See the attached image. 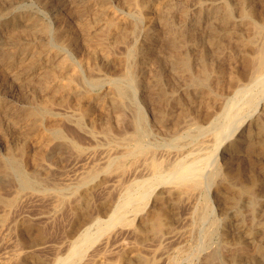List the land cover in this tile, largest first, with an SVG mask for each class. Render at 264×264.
I'll return each instance as SVG.
<instances>
[{
	"label": "bare ground",
	"instance_id": "obj_1",
	"mask_svg": "<svg viewBox=\"0 0 264 264\" xmlns=\"http://www.w3.org/2000/svg\"><path fill=\"white\" fill-rule=\"evenodd\" d=\"M25 1L0 0V234L21 263L264 264V0H37L55 27ZM65 216L85 227L54 244Z\"/></svg>",
	"mask_w": 264,
	"mask_h": 264
},
{
	"label": "rangeland",
	"instance_id": "obj_2",
	"mask_svg": "<svg viewBox=\"0 0 264 264\" xmlns=\"http://www.w3.org/2000/svg\"><path fill=\"white\" fill-rule=\"evenodd\" d=\"M32 1V2H31ZM61 1H63V0H61ZM47 2H49V0L47 1ZM26 3H27V6H26ZM32 4V6L31 5H29V4ZM39 3V4H38ZM46 2H39V1H37V0H26L25 1V3H24V9L25 10H29V11H31V12H33V13H35V14H37L38 15V18H40L42 21H45V23H48L49 24V22H51V23H54V24H49L50 26L52 25L53 27H55V26H57V22H56V20L54 19L55 18V16H53L52 17V15H54V12L51 10L52 9V5H50V6H47L46 4H45ZM36 4V5H35ZM45 4V5H44ZM33 5H34V7H33ZM26 6V7H25ZM37 6V7H36ZM44 6H46V7H44ZM118 5H116V7H117ZM42 8V9H41ZM121 7L120 6H118L117 7V9H116V13L117 14H120V11H123V10H121L120 9ZM32 9V10H31ZM33 9H35V10H33ZM47 11H46V10ZM50 9V10H49ZM43 10V11H42ZM120 10V11H119ZM35 11V12H34ZM41 11H42V13H41ZM49 11V12H48ZM46 13V14H45ZM48 13V14H47ZM50 14V15H49ZM123 14V13H122ZM43 15H45V16H43ZM47 15V16H46ZM48 17V18H47ZM52 17V18H51ZM48 19L50 20V21H48ZM51 20H54V21H51ZM79 47V46H78ZM79 48H82V46L81 47H79ZM78 48V55H80L79 57H77L78 59H84L85 57H86V55L84 54V53H86L87 51H85L83 48L82 49H79ZM82 51V52H81ZM83 51H84V53H83ZM80 53V54H79ZM82 53V54H81ZM84 54V56L82 57L81 55H83ZM235 57H230V59L227 61V63H225V65H224V67L223 68H225L226 67V69L229 71V72H234V74H236V75H238V73L240 74V73H242V66H243V64H241L242 63V59H241V57L240 56H236V55H234ZM232 58V59H231ZM234 59V60H233ZM241 60V62H239V61ZM236 62H239V63H236ZM229 63H230V65H229ZM240 64V65H239ZM238 66V67H237ZM239 68V69H238ZM240 69H241V72H240ZM236 72V73H235ZM226 78V77H225ZM4 81V86H7L8 85V83L6 82L7 80L6 79H2V82ZM6 84V85H5ZM9 88V87H8ZM223 92H226V93H223V94H225V95H227L228 94V91L227 90H225V91H223ZM213 103H214V101H213ZM212 103V104H213ZM192 105V104H191ZM191 107H194L193 105L192 106H190V108ZM147 111V110H146ZM145 111V112H146ZM146 114L148 115V111L146 112ZM189 116V118H191V119H193V117H195L194 115H188ZM187 116V117H188ZM193 116V117H192ZM189 118H187V120H189ZM206 123V122H205ZM152 128V130L151 131H153L154 129H153V127H151ZM154 132V131H153ZM156 133V132H155ZM157 134V133H156ZM7 135L4 133V134H2V135H0V138L2 139V140H4L6 143H7V141H6V139H7V137H6ZM6 138V139H4V138ZM0 139V143L2 144V146L0 145V152H1V149H2V147H4V145H3V143H2V140ZM245 157H246V159H245ZM245 157H243L242 159H243V163H244V165H246L247 167H249V166H251L252 164H253V162L250 160V158L249 157H247V156H245ZM252 162V164H250ZM211 186H213V189L211 190V188H209V190H211V191H209L208 192V198H209V200H210V202H211V207H213L212 208V210L210 211V215H209V218H210V220H212V218L214 217V219L215 218H220V208L219 207H217V203H215V202H217L216 201V199H215V188H216V186L215 185H211ZM213 190H214V192H213ZM212 197V198H210V197ZM212 202L214 203V204H212ZM215 205V206H214ZM23 206L22 204H20L17 208H18V210H19V212H21L22 211V209H21V207ZM20 207V208H19ZM24 207V206H23ZM22 207V208H23ZM29 208H31V207H26L25 209H26V212H25V214H26V216L28 215L27 214V212H30L31 211V209L32 210H34V206H32V208L31 209H29ZM215 208V209H214ZM219 208V209H218ZM36 210H34V213H37V211L39 212V210H38V208L36 207L35 208ZM215 211H214V210ZM217 210H218V213H217ZM94 212H96L95 210H94ZM215 213V215H213L214 213ZM32 213V214H31ZM33 213V211H31L30 213H29V216L30 217H32V216H34V215H37V214H34ZM213 213V214H212ZM32 216H31V215ZM34 214V215H33ZM146 214V213H145ZM29 216H27V217H29ZM218 216V217H217ZM66 217V216H65ZM11 218H12V216H11ZM16 218V217H15ZM61 219V221H59ZM60 219H58L57 221H55V222H52L51 224H47L48 226H47V228L44 230V231H46V232H48L47 233V236H49V241L50 242H52L53 243V241H54V244H58L59 242H57V241H60V240H62V242H63V240L65 239V242L67 241V242H71V241H73V240H75L78 236H79V234L83 231V229H84V227H85V225L83 226V227H81L82 229H80V227H76V228H73L72 230L71 229H69L70 227H68L69 226V224H68V222H67V217L66 218H64V217H62V218H60ZM64 219H66V220H64ZM67 222V224L66 223H64V222ZM56 222H57V224H56ZM63 225H62V224ZM56 224V225H55ZM64 224L66 225L65 227H64ZM209 224V223H208ZM208 224H205V225H203V227L201 226L200 228H198V230H197V233H195V235H194V237H192V238H190V236H185V240H183L182 239V243L181 244H183V245H185L186 244V246H184V247H182V245L179 247V249H180V252L182 251V253H181V255L183 254V255H185V254H187L189 251H190V247H193V245H194V241H197V239L196 238H198L199 239V241H201L202 240V236L204 235V232H205V230L207 229V227H208ZM181 225V224H180ZM56 226H58V227H56ZM60 226H62L63 228H65V229H63L62 230V227H60ZM56 227V228H55ZM67 227V228H66ZM176 227H178L177 228V230H182L181 228V226H179V225H177ZM206 227V228H205ZM49 228V229H48ZM58 228H61L60 230L58 229ZM205 228V230H203ZM52 229V231H53V229H54V231L53 232H51V231H49V230H51ZM56 229V230H55ZM74 229H76V230H81V232L79 231L78 233L76 232V231H74V233H71ZM61 230H62V232H64L65 231V233H66V235H65V233H61ZM71 230V231H70ZM202 230L204 231V232H202ZM19 231V230H18ZM18 231H16V228L15 229H13L12 231H7V230H5V231H3L1 234H0V247H1V244H2V246L3 247H1L0 248V259H1V262H2V264H10V262L12 263V264H17V263H19V264H22L21 263V258L22 257H25V253L28 251V249L26 248V247H24V245H23V243H22V237H21V234L18 232ZM59 233H58V232ZM14 232H16V233H13ZM55 232V233H54ZM11 233V234H10ZM50 233H51V235H50ZM19 234V235H18ZM54 234V235H53ZM57 234V235H56ZM71 235L70 237L68 236V235ZM5 235H6V238H5ZM16 236L17 235V237L19 238H17V237H14V236ZM63 235H64V237H63ZM201 235V236H200ZM14 238H16V239H14ZM54 236V237H53ZM56 236V237H55ZM68 236V237H67ZM9 237H10V240H9ZM20 237H21V239H20ZM52 237V238H51ZM60 237V238H59ZM66 237V238H65ZM188 237V238H187ZM202 237V238H201ZM69 238H70V241H68L69 240ZM71 238H73V239H71ZM54 239V240H53ZM56 239V240H55ZM66 239H68V240H66ZM192 239H194V240H192ZM4 240V241H3ZM7 240H8V243H7ZM20 241H21V243H20ZM187 241H188V243H187ZM217 240L216 239H214L213 241H212V244L214 245V243L216 242ZM56 242V243H55ZM66 242V243H67ZM179 241L177 240V241H174V244H172L173 243V241H172V243H170L169 245L172 247L173 245L174 246H179L180 244H177ZM190 242H192V243H190ZM190 243V244H189ZM99 243H97V245H98ZM6 245H8L7 247H6ZM97 245H95L94 247H95V249L93 248V250L95 251L96 250V248H98V246ZM190 245V246H189ZM10 246V247H9ZM18 246H20L19 247V251L22 249V251H20V252H18ZM173 246V247H174ZM187 246H188V248H187ZM4 247H6V248H8V250L5 248L4 249ZM43 247V246H42ZM45 247V246H44ZM183 249H182V248ZM21 248V249H20ZM50 248V247H49ZM46 249H48V247H45V248H42V250H39V255L40 256H43V257H46L45 255H50V256H52L53 254H54V250L53 249H49V251L47 250V253H43V252H45L44 250ZM17 250V251H16ZM53 250V251H52ZM93 250L91 251V252H93ZM8 251V252H7ZM184 251V252H183ZM6 252V255L4 254ZM51 252V253H50ZM53 252V253H52ZM187 252V253H186ZM7 253H8V257H7ZM43 253V254H42ZM50 253V254H49ZM204 253H206V250H205V252ZM2 254L4 255V256H2ZM12 254H14V256L12 255ZM52 254V255H51ZM21 257H20V256ZM204 255V254H203ZM5 257V258H2V257ZM50 256H47V257H50ZM190 256H192V258L190 257ZM190 256H188V257H183V259H180V264H190V262H192V264H200V261H199V259H200V257H196V258H194V256L193 255H190ZM12 257H14V258H12ZM19 257V258H18ZM11 258V259H10ZM189 258V259H188ZM191 258V259H190ZM6 259V260H5ZM13 259H14V261H13ZM186 259H188V260H186ZM20 261V262H19ZM183 261V262H182ZM198 261V262H197ZM1 262H0V264H1ZM3 262H5V263H3ZM14 262V263H13ZM26 263V262H25ZM25 263H23V264H25ZM27 264V263H26ZM161 264V263H160ZM163 264V263H162Z\"/></svg>",
	"mask_w": 264,
	"mask_h": 264
}]
</instances>
